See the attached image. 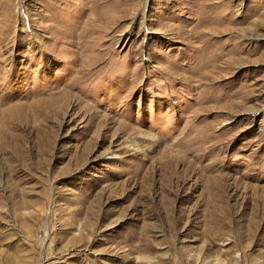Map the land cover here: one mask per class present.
<instances>
[{"label": "rangeland", "instance_id": "1", "mask_svg": "<svg viewBox=\"0 0 264 264\" xmlns=\"http://www.w3.org/2000/svg\"><path fill=\"white\" fill-rule=\"evenodd\" d=\"M0 264H264V0H0Z\"/></svg>", "mask_w": 264, "mask_h": 264}]
</instances>
